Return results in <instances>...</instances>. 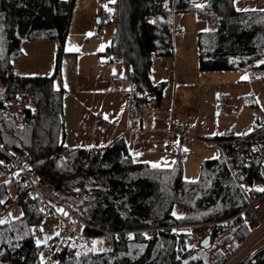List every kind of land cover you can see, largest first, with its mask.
<instances>
[{"label": "trees", "instance_id": "1", "mask_svg": "<svg viewBox=\"0 0 264 264\" xmlns=\"http://www.w3.org/2000/svg\"><path fill=\"white\" fill-rule=\"evenodd\" d=\"M75 2L0 0V145L51 186L87 224L80 225L85 238L68 237L64 252L53 264H206L193 247L197 244L189 243L186 234L174 236L170 228L231 220L229 235L221 225L212 231L214 242L229 248L217 261L224 264L250 234L248 221L239 216L246 197L224 159L218 155L204 161L199 179L188 182L182 151H177L175 165L166 169L136 164L124 139L100 150L69 149L65 144L64 91L54 87L62 73L60 60L52 77L22 76L14 71L13 61L23 55L27 44L58 40L64 45ZM235 2L117 0V13L110 15L108 23L115 18L120 30L108 51L118 53L132 70L136 96L145 91L161 98L162 87L151 82L152 57L174 56L173 14L193 10L196 4L200 5L197 9L213 13L218 22L216 30L200 34L201 70L235 71L261 60L257 68L264 69V9L239 11ZM105 12L101 9L98 15L99 25L105 24ZM263 138L264 133H251L245 138L229 135L206 141L244 144ZM13 172L0 166V264H44V249L55 250L59 238H53L49 248L51 239L43 227L50 218L42 212V202L31 199L14 180ZM240 175L242 187L253 197L257 184L264 182V170L253 162L242 166ZM12 206L20 207L22 215L6 220ZM145 229L158 230L148 239L141 232ZM105 232L119 233L109 251L102 241ZM252 264H264V251Z\"/></svg>", "mask_w": 264, "mask_h": 264}, {"label": "crops", "instance_id": "2", "mask_svg": "<svg viewBox=\"0 0 264 264\" xmlns=\"http://www.w3.org/2000/svg\"><path fill=\"white\" fill-rule=\"evenodd\" d=\"M104 1L111 7L116 4L117 0ZM250 1L264 2L262 0H236L235 5ZM97 2L100 3L101 1L97 0ZM101 9L104 8H100L99 13ZM246 10L250 9L239 11ZM203 13L209 21L212 20L209 22L210 26L206 31L216 30L218 22L215 15L210 12ZM180 33L183 34L184 32L180 31L178 34ZM180 39L182 40V37L179 38V41ZM179 44L177 42V48ZM184 44L181 43V46ZM197 44L199 46V38ZM111 46L112 44L109 46L108 43L104 47L98 46L88 59L82 61L79 57L72 59L68 62L67 69L65 67L63 69L62 66L61 77L54 82L56 89L64 91L66 146L69 149L100 150L115 140L124 139L136 164H157L158 167L166 169L175 165L177 151H182L185 160L184 178L188 182L197 181L201 174L203 162L216 159L219 155L217 149L207 148L204 141L213 140L216 136L227 135V132L216 135L205 134L201 127L192 129L193 125L184 122L182 117L180 119V115L176 112L179 104L178 97H180L182 104H187L184 100L192 98L193 107H196V98L199 93H203L200 83L202 81L203 85L205 77H203L202 72L199 75L197 74L198 71L189 73V67L185 63L181 64L180 70L177 57V75L173 81L174 84L168 91L162 92L164 94L160 99H156L157 103L154 102L156 97L153 94L145 91L137 93V97L146 104V110L142 113L140 121L142 132H128V101L124 97L123 91L129 88V74L132 70L124 63L118 53L108 51ZM159 58H165V61L158 59L159 65L163 67L168 66V64L172 65L173 57ZM196 59L197 56L195 55L194 62ZM208 76L213 75L208 74ZM151 82L153 85H158L163 81L162 79L153 80L151 77ZM209 88L211 93L220 92L219 88L214 85L208 87L207 90ZM168 93H171L170 96L167 95ZM171 98H173L174 113L168 111L169 99L171 100ZM173 122L181 123L182 127L177 130L173 127Z\"/></svg>", "mask_w": 264, "mask_h": 264}, {"label": "rangeland", "instance_id": "3", "mask_svg": "<svg viewBox=\"0 0 264 264\" xmlns=\"http://www.w3.org/2000/svg\"><path fill=\"white\" fill-rule=\"evenodd\" d=\"M195 6L196 8L188 12L173 14L175 35L172 65L168 64V66L163 67L158 64V59L165 61V58L152 57L153 69L151 77L153 80L162 79L163 81L161 84L153 86H161L163 92L170 89L177 75L178 57L180 70L181 64L185 63L189 67V73L198 71V75L202 72L203 77H205L203 85L202 81L200 83L203 93H199L196 98V103H199L198 106L196 104V107H193L192 98H187L184 100L187 104H182L180 103V97H178L179 104L176 112L180 115V119L183 118L184 122L193 125L192 129L201 127L205 134L216 135L227 132V135L224 136L235 135L238 138H245L264 119V69L257 68L263 61L261 60L235 71L205 72L201 70L197 41L200 33L208 30L209 22H212V20L209 21L203 11L197 9L200 6L199 4ZM100 8H104V11H107L112 17L117 13L116 4L110 7L106 1L98 3L97 0H76L70 33L64 45L62 46L58 40L34 41L27 44L23 55L13 61L14 71L22 76L52 77L59 60L63 69L64 67L67 69L69 66L68 62L72 61V59L78 57L81 61L88 59L98 46L104 47L107 43L109 46L113 44L120 30L117 20L112 18L111 23L99 25L97 19ZM236 8L239 10L264 9V2L237 3ZM180 31L184 33L178 34ZM181 37L182 40L180 39L179 41ZM177 42L178 44L180 43L178 48ZM181 43L185 44L181 46ZM195 55L197 56L196 62H194ZM208 74L213 76H208ZM214 76L215 78H213ZM212 85L218 87L220 92L211 93L210 88L207 90ZM215 91L217 92L216 89ZM162 94L164 93H161V96ZM169 94L171 93L167 95ZM153 96L156 97L154 102L157 103L158 95L153 93ZM168 111L170 113L175 111L173 98L169 99ZM11 196L15 198L14 194ZM8 212L9 215L6 220H15L22 215V209L18 206L13 207ZM6 220L4 219V221ZM75 229L79 233L83 231V227L78 223L75 224ZM231 230L232 227L230 228L229 226L225 231V235H229ZM43 231L50 236L51 243L49 248H51L53 245L52 239L61 233L59 221L55 218L46 220ZM98 243H95V246ZM193 247L196 252L202 255L206 264H217L220 253L225 254L229 251L228 247L225 248L218 242H213L209 250L204 249L201 244ZM49 257L47 250L44 249L41 261L45 264L49 261Z\"/></svg>", "mask_w": 264, "mask_h": 264}, {"label": "built area", "instance_id": "4", "mask_svg": "<svg viewBox=\"0 0 264 264\" xmlns=\"http://www.w3.org/2000/svg\"><path fill=\"white\" fill-rule=\"evenodd\" d=\"M110 20V15L105 12L103 14V22L108 23ZM129 81V88L123 91V95L128 101L129 110L127 131L141 133L142 126L140 121L142 113L146 110V104L136 96L137 85L134 82L133 73L129 74ZM172 125L177 130L182 127L179 122H173ZM252 133L256 135L264 133V119L254 128ZM204 143L207 148H215L218 150L219 157L226 162L247 200L246 207L239 216H244L248 221L250 234L224 264H237L240 262L252 264L256 256L264 251V191H260V189H264V182H259L257 184V193L253 197L250 195L248 196L242 187L240 170L242 166L249 165L253 162L259 163L260 169L264 170V138L251 140L244 144H239L235 141H204ZM0 152L3 154V157L0 159V166L12 169L14 171V180L21 185L25 193H27L31 199L40 200L42 202V212L45 214L46 218H57L61 221L63 228L60 235L57 236L59 242L55 246V250H49L48 254L51 260L45 263L53 264L55 257L64 252V246L67 243L68 237L76 236L82 239L85 238L82 233L76 231L75 224L78 223L83 227L87 226V224L78 217L72 208L67 207L61 201L51 186L43 183L28 170L23 161L15 154L6 150L1 145ZM234 163L236 164L235 167ZM12 208L13 206L9 207L8 211ZM230 221L231 220L222 221L220 223L181 225L172 227L170 230L174 236L186 234L191 244H201L208 237L211 238V244H213V227L221 225L226 231L230 226ZM156 230L158 229H145L141 232L146 238L150 239L153 237ZM114 236H119V233H103L102 241L106 251L114 248Z\"/></svg>", "mask_w": 264, "mask_h": 264}, {"label": "water", "instance_id": "5", "mask_svg": "<svg viewBox=\"0 0 264 264\" xmlns=\"http://www.w3.org/2000/svg\"><path fill=\"white\" fill-rule=\"evenodd\" d=\"M98 24H100V19H98ZM43 238H44V246L45 248L48 247V236L46 234L43 235ZM201 246L206 249V250H209L211 248V238L208 237L207 239H205L202 243H201Z\"/></svg>", "mask_w": 264, "mask_h": 264}, {"label": "snow or ice", "instance_id": "6", "mask_svg": "<svg viewBox=\"0 0 264 264\" xmlns=\"http://www.w3.org/2000/svg\"><path fill=\"white\" fill-rule=\"evenodd\" d=\"M152 167H158V165L157 164H153ZM260 191H264V189H260ZM173 214L175 215V213H173ZM0 223H3V221H0ZM37 243H39V241Z\"/></svg>", "mask_w": 264, "mask_h": 264}]
</instances>
